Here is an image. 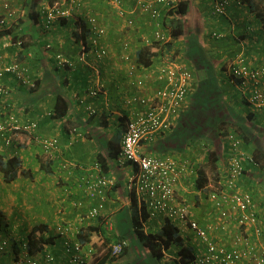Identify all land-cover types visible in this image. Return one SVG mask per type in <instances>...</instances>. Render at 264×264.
Listing matches in <instances>:
<instances>
[{"label": "crops", "instance_id": "obj_1", "mask_svg": "<svg viewBox=\"0 0 264 264\" xmlns=\"http://www.w3.org/2000/svg\"><path fill=\"white\" fill-rule=\"evenodd\" d=\"M123 7L128 15L135 18L134 26H128L126 20L118 15L112 0H94L78 13L77 20L64 19L56 22L42 37L38 33L33 35V31L26 35L22 51L17 52L14 46L7 43L3 46L5 39L0 36V62L18 57L28 65L27 81L11 75L3 78V82L9 87L6 96L0 99V123L5 121L9 113L15 114L21 121L38 122L35 133H14L10 144L0 133V154L7 157L19 156L23 167L33 174L32 177L18 178L12 184L6 182L11 188L8 190H17L14 193L16 195L12 194L17 204L19 200L21 201L19 198L24 191V184H27L29 202L25 201L24 204L27 202L30 204L28 209L21 207L23 210L22 215L20 214L21 224L25 225V229L22 233L13 231L10 234L9 251L13 245L19 247L22 245L37 222L46 225V231L49 232L44 236L48 241L44 247L56 256L58 264L68 262V257L64 253V237L58 233L59 227L66 223L81 227L83 237L89 235L90 227L98 226L100 223L108 226L109 222H113V226L107 228V234L113 240L119 235L124 237L128 234L129 220L126 216L130 218L131 207L133 205L140 207L142 200L137 194H131L126 187L128 178L134 171V165L114 163L109 158V148L116 153L119 151L126 120L133 110L139 108L135 103H132V106L127 105L125 100L131 95H146L151 92L157 82L150 68L156 67L163 59L155 60L149 67L139 65L136 53L146 47L142 45L140 37L151 31L156 21L160 19H153L138 6L137 0H123ZM90 13L96 15L100 24L107 29L102 42L108 52L100 61L93 56V52H88L82 59L80 58L83 42L88 43L90 36L87 22V15ZM172 14V11H165L162 7L161 18L165 22ZM183 19L185 32L178 39V47H182L184 53L181 55L179 52L181 56L178 55L177 59L193 66L194 78L197 80L195 83L198 86L199 81L205 77L200 74L202 70L197 71L194 68L189 55L193 50L192 45L198 44L204 50L214 53V57L205 58L212 65L215 61L218 101L230 109L224 119L227 128L222 126L219 131L234 130L243 139L242 158L247 169L241 176L239 187L251 191L255 197L262 233L257 235L251 230L249 239L252 243H257L259 248L264 245V107L251 101V89L242 88L234 83L229 76V66L242 58L251 65L264 63V28L255 14L238 0H231L224 14L214 12L213 0H190L189 11ZM40 27V24H37L36 30ZM214 31H220L223 35L215 37ZM127 40L132 47L129 61L122 58V44ZM49 42L51 47L45 48ZM152 49L156 50L154 47ZM58 53L72 58L75 64L72 67L59 66L56 60ZM227 62L225 70L223 65ZM140 77L145 80L144 86L134 84ZM92 87L100 88L98 95L92 96L89 93ZM193 90L195 88H192L190 95L194 93ZM59 94L66 97L68 111L64 117L53 118L52 111ZM89 105L97 108L98 112L90 114ZM209 116L212 117L211 114ZM174 119L173 129L162 132L152 141L143 144L142 151L154 155H172L180 163H187L188 167L177 188L178 195L187 201L190 219L199 221L203 226H211L210 234L218 247L231 251L238 246L237 239L243 233L242 229L235 217L225 221L227 224L225 229L221 228V223L224 222L222 215L209 198L211 187L225 174L228 151L221 154L216 167L211 166L208 153L215 149V139L206 134L192 135L191 131L186 132L184 126L180 125L177 116ZM73 128H77L78 132H71ZM12 133L6 132L7 135ZM118 133V138L114 140ZM168 133H173L174 136L168 143L170 145L166 147L163 138ZM45 136L59 137V151L45 152L39 141ZM182 137L187 144L183 145ZM248 156L253 157L255 164L248 161ZM101 157L107 161L109 169L106 174L114 178L115 185L103 191L106 200L102 213L97 218H87L86 213L101 199L100 194H92L87 187L88 178L94 179L98 175L94 165ZM200 171L204 174L202 188L196 185L197 174ZM1 179L4 181L0 171ZM11 200L13 201V198ZM1 208L3 207L0 199V225H4L5 219L1 215ZM166 219L168 218L162 213L150 216L143 221L144 231L161 228ZM177 225L184 237L185 245H192L198 253L196 255L198 258L204 252L205 244L189 228L188 223ZM1 237L5 236L0 234ZM72 237L77 239L75 235ZM91 238L95 240V237ZM130 245L125 255L115 256L109 264H173L171 253L166 252L159 260L151 259L144 257L141 254L143 250L137 248L131 240ZM100 247L98 243L95 247L92 243L84 244L82 253L85 264H93L96 254L103 253V248L100 250ZM89 248L94 250L92 255L87 252ZM33 255L40 259L39 264H53L48 263L42 253ZM4 258L6 257L4 256L1 261ZM1 261L0 264H8V261L7 263ZM9 261V264L13 263V260ZM195 263L198 264L197 261L193 264ZM236 264L257 262L255 259L241 260Z\"/></svg>", "mask_w": 264, "mask_h": 264}, {"label": "built area", "instance_id": "obj_2", "mask_svg": "<svg viewBox=\"0 0 264 264\" xmlns=\"http://www.w3.org/2000/svg\"><path fill=\"white\" fill-rule=\"evenodd\" d=\"M5 6H12L10 0H3ZM94 0H56L51 6H42L44 22L49 23L47 27L62 19L77 20V15L88 4ZM181 0H137L138 6L145 10L156 21L151 31L144 33L140 37L143 46H164L171 40V30L167 27L166 22L162 19V7L165 11L174 12ZM214 12L224 14L226 6L231 0H213ZM240 3L241 1L238 0ZM113 6L118 15L124 18L128 26L135 25V18L128 15L123 7V0H112ZM45 5V4H43ZM42 9V10H43ZM164 12V11H163ZM17 13V8L11 9L6 16L11 17ZM23 14V11H22ZM87 22L90 31L88 43L83 42L80 58L93 52L97 60H102L107 55L108 49L103 44V37L107 34V29L100 24L99 18L94 14L87 15ZM5 23V18L0 19V24ZM215 37H221V32H214ZM7 45L14 46L18 52L24 45V39L8 42ZM89 45V47H88ZM47 48L51 43H47ZM122 58L129 61L131 58V43L124 41L122 44ZM56 60L61 67H72L73 59L62 53L56 55ZM149 67V66H146ZM153 78L157 85L153 87L150 93L146 95H131L125 100L127 105H139L138 109L133 110L132 114L126 120V126L123 131L120 152L116 163L124 165L127 162L134 164L136 168L130 174L126 187L130 192L137 194L141 200H145L150 215L162 213L165 217L178 223H188L189 228L205 244L204 252L197 258L198 264H236L238 261L255 259L257 264H264V245L258 248L257 243H252L249 239L251 230L261 234L259 222L261 218L258 215V209L255 198L252 193L238 189V180L243 174L244 160L242 159L241 149L243 139L236 132H229L226 137L229 146V157L226 166V180L223 176L219 184L214 186L209 193V198L215 203L222 215L221 228H226L225 221L236 218L239 227L244 232L238 237V246L231 251L218 247L210 234L211 226H203L199 221L190 219V209L187 201L181 199L178 195V185L182 180L188 167L187 163H180L178 159L171 155H150L143 154L142 143L150 140L157 133L168 131L175 117L187 102L192 88H194V71L190 64L181 59H163L156 67L150 68ZM28 65L18 60V57L7 61L0 62V77L11 75L22 81H27L26 73ZM231 73L234 77L255 79L258 82L264 81V64L261 66L250 67L249 63L243 58L238 59L231 64ZM134 84L139 86L145 85L143 78H137ZM100 88L92 87L89 93L92 96L98 95ZM5 89L0 86V95ZM252 100L258 106H264V87L257 88ZM135 105V106H136ZM127 107V106H126ZM130 108V107H129ZM90 114H96L98 109L92 105L88 106ZM38 128L37 121H21L15 114L9 113L7 119L0 123L1 131H12L11 135L5 134L8 144L13 140L14 133H33ZM71 132H78L73 128ZM43 149L47 153L59 151L60 140L58 136H45L41 140ZM98 170V175L94 179L88 178L87 187L92 194H100L101 200L92 206L87 213V218H97L104 209L106 194L103 192L115 185L113 177L108 176L102 171L99 162L94 165ZM113 222L108 223V228H112ZM220 228V227H219ZM45 232V231H44ZM40 233L43 235V233ZM59 234L64 237V253L68 257L67 264H85L83 252L84 244L78 239L82 233L81 227L73 226L72 223L59 227ZM70 235H75L77 239H70ZM9 241L0 240V251L9 247ZM125 240L113 244V255L122 253ZM44 245V244H43ZM43 248H45L43 246ZM43 248L38 252L44 255L48 263H53L56 256ZM22 254L13 264H39V258L35 257L28 250L26 242L22 243ZM46 252V253H44ZM92 255L94 250H87ZM36 253L35 255H37Z\"/></svg>", "mask_w": 264, "mask_h": 264}, {"label": "trees", "instance_id": "obj_3", "mask_svg": "<svg viewBox=\"0 0 264 264\" xmlns=\"http://www.w3.org/2000/svg\"><path fill=\"white\" fill-rule=\"evenodd\" d=\"M55 1L56 0H10L12 6L7 7L5 6V2L3 0H0V19L5 18V23L0 24L3 25V27L0 28V36L5 39L3 41V46L5 43L12 41L14 42L18 39H24V37L28 34H31L32 31L33 35L37 33L41 36L43 34L46 35V33L54 27L55 23L47 27V24L49 23H46L43 20L45 17L43 14V11L45 9H43V7L51 6ZM240 1L241 3L245 4L252 13L255 14L256 18H258L262 22L264 28V0ZM189 7L190 0L180 1L177 9H175L170 19L166 22V25L171 30V40L164 46L155 45L154 48H156V50L152 49L153 46L144 47L138 50L136 56L139 65H143L145 67L151 66L154 61L159 58L165 60L177 59L175 53H179L178 39L185 32V24L183 18L184 15L189 11ZM14 8H17V13L14 16L7 17L6 14ZM37 24H40L41 27L38 30L34 31V26ZM25 25L28 27H25ZM31 25L34 26L32 27ZM23 46H25V44ZM22 49L23 47L21 48V51ZM192 49L193 50L189 55L192 58L191 60L194 64V68L197 71L202 70L200 71V74H203L205 78L202 81H199L200 83L198 84V86L196 84L197 80L194 81V93L192 95H189L187 102L184 104L179 114L177 115V119L180 121V125L182 127L184 126V130H186V132L191 131L192 135L194 133L196 136H198L199 134H206L215 139L216 147L214 150L209 151L208 158L211 166L216 167V163L221 158V154L228 151V143L226 140V137H228V133L234 132V130L223 132L219 131L222 126L224 128H227L225 126L226 122L224 121V119L230 109L227 107V105H224L223 103L218 101L219 97L217 95V92L219 94V91L217 89V77H215V61H213L212 65L210 64L209 60L205 58V56L214 57V53L204 50L201 46H198V44H193ZM263 64H249V66L255 67L261 66ZM227 65L228 62L223 65V67L226 68L225 70H227ZM229 70V76L232 78L235 84H238L242 88L245 87L251 89L250 99L254 103V101L252 100V96L254 95L257 88H260L261 86L264 87V81L258 82L255 79H249L246 77L236 78L234 77L233 73H231V65L229 66ZM3 78H5V76L0 77V86L5 89V92L0 95V99H3L6 96L9 87L6 83L3 82ZM67 111L68 103L66 97L61 94L57 95L54 111H52L53 118L64 117L67 114ZM209 114H211L212 117H210ZM6 119L7 117L5 118V120ZM173 125L174 124H172L171 128L168 131L173 129ZM35 131L33 133H35ZM0 133L5 137L6 131H0ZM161 133H157L150 140H145L142 145L146 144V142L148 141H152ZM118 136L119 133L114 136V140H116ZM173 136V133H168L163 138L166 147L170 145L168 143ZM42 138H40L39 140L40 143ZM184 140L185 138L182 137L183 145L188 143L186 142V140L184 142ZM109 149V158L115 163L120 149L117 153L113 152L111 148ZM142 153L154 155L153 153H146L145 151H143ZM98 162L102 167V171L104 173H107L109 169L107 161L105 159H102L101 157ZM22 164V159L17 155L7 157L0 154V171L3 175L4 181L7 183H12L21 177H32L33 174L30 173L31 171L27 168H24ZM134 168H136L135 165ZM203 181L204 174L202 171H200L197 174L196 185L199 188H202L203 186L201 184ZM132 193L134 194V192H131V194ZM141 203L142 204L140 205V207L137 205H133L131 207L132 211L130 218L126 216V218L129 220L127 230L128 234H126V236L122 237L119 235V237L113 240L108 236V226L104 225V223H100L98 226L90 227L88 236L86 234V236L83 237L82 233L79 234L78 239L83 244L92 243L95 247L98 243L99 245H101L100 250L101 248H103V253L101 255L96 254L93 264H109L114 259V257L117 256L113 255V244H116V242H121L123 240H125L127 244L124 246L122 253L119 254V256H123L126 254L127 249L131 246V240L134 242V244H136L137 248L143 250L141 254H143L144 257L159 260L167 252L172 254L173 264H193L194 262H196V255L198 254L196 252V249L190 244L185 245L184 237L181 235L180 228L176 223L170 221V219H166L165 223L159 229L151 230L148 232L144 231L143 221L147 220L151 215L144 199ZM46 229L47 228L41 223L35 224L28 233L24 242L27 243L28 250L31 254H36L43 248V244L46 241L40 233L46 231ZM242 232H244V230ZM91 237H95V240ZM0 239H5V237H1ZM10 251L9 247L7 249L5 247L2 251H0V261L5 256L6 258H8V264L10 262L9 259H13L14 263L17 259H19L23 252L22 247H19L17 245H13ZM4 259L1 261L2 263H5ZM53 264L58 263H56L55 260Z\"/></svg>", "mask_w": 264, "mask_h": 264}, {"label": "rangeland", "instance_id": "obj_4", "mask_svg": "<svg viewBox=\"0 0 264 264\" xmlns=\"http://www.w3.org/2000/svg\"><path fill=\"white\" fill-rule=\"evenodd\" d=\"M232 2H234V1H232ZM31 26L33 27L34 25H31ZM2 27H3V25H0V28H2ZM25 27H28V26L25 25ZM34 31H36V25L34 26ZM214 32H220V31H214ZM209 38H211V37H209ZM179 52L182 55L184 53V49L182 47H179ZM180 54L175 53V56L178 57V55H180ZM190 68H193V66H190ZM260 107H264V106H260ZM223 178H224V180H226V175H223ZM13 186H14V184H13ZM8 189H11L10 185L6 184V182L2 181V179H1L0 180V199L2 200V207H3V208H1L2 209L1 215L5 219V222H4V225H1V227H0V232H1L0 234L5 236V239L10 242V239H11L10 234L13 231H15V232L18 231L19 233L24 232V229H25L24 226L25 225L21 224V217L22 216H20V214L22 215V211H23L22 209H26V208L28 209L30 204H28V202H29V199H28L29 187L27 184H24V191L21 193V197L19 198V199H21V201L18 199L19 204L16 203V199L14 200V196H12V194H14L17 190H13V189L8 190ZM14 195H16V194H14ZM11 198H13L14 202L11 200ZM25 201H28L26 203V205L24 204ZM19 205H22V206H19ZM21 207H22V209H21ZM86 215H87V213H86ZM25 222H27V221H25ZM37 224H40V222H37ZM43 225L46 226L44 223H43ZM8 231H10V232H8ZM18 232H16V233H18ZM43 234L45 236L47 233L44 232ZM73 237L70 235V239L74 241L75 239H72ZM0 240H2V239H0ZM19 243H21V241H19ZM116 243H118V242H116ZM21 247H22V245H21ZM7 248L8 247H6V249ZM98 252H99V249H98ZM7 260H8V258H5L4 262H6Z\"/></svg>", "mask_w": 264, "mask_h": 264}, {"label": "clouds", "instance_id": "obj_5", "mask_svg": "<svg viewBox=\"0 0 264 264\" xmlns=\"http://www.w3.org/2000/svg\"><path fill=\"white\" fill-rule=\"evenodd\" d=\"M49 43H50V42H49ZM24 44H25V40H24ZM46 45H47V43H46ZM46 45H45V48H46ZM23 47H24V46H23ZM20 50H21V49H20ZM70 59H72V58H70ZM73 62H74V60H73ZM74 64H75V63H74ZM6 135H7V134H6ZM227 150H228V153H227V155H226V162H228V157H229V146L227 147ZM242 151H243V148L241 149V153H242ZM242 155H243V154H242ZM242 159H243V158H242ZM247 159H248V161H251L253 164H255V161L253 160V157L248 156ZM243 160H244V159H243ZM246 169H247V167L245 166V163H244L243 174H244V172L246 171ZM243 174H242V175H243ZM242 175H241V176H242ZM240 179H241V177H240ZM240 179L238 180V189H240V187H239V181H240ZM219 180H220V178L218 179L216 185L219 184ZM216 185H213V186L211 187L212 190H213L214 186H216ZM241 190L252 193V192L249 191V190H244V189H241ZM210 192H211V191H210ZM252 195H253V193H252ZM253 197H254V195H253ZM254 198H255V197H254ZM255 203H256V202H255ZM256 206H257V204H256ZM45 232L48 233V231H45ZM42 237L44 238V234L42 235ZM44 240H45L46 242H48L46 238H44ZM46 242L44 243V245L46 244Z\"/></svg>", "mask_w": 264, "mask_h": 264}]
</instances>
